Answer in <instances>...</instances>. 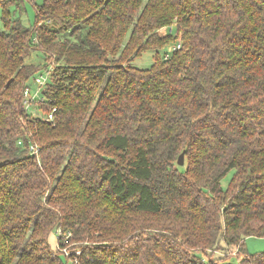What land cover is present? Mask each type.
Instances as JSON below:
<instances>
[{
  "label": "trees",
  "instance_id": "16d2710c",
  "mask_svg": "<svg viewBox=\"0 0 264 264\" xmlns=\"http://www.w3.org/2000/svg\"><path fill=\"white\" fill-rule=\"evenodd\" d=\"M24 2L0 0V264H264V0Z\"/></svg>",
  "mask_w": 264,
  "mask_h": 264
},
{
  "label": "rangeland",
  "instance_id": "374dc122",
  "mask_svg": "<svg viewBox=\"0 0 264 264\" xmlns=\"http://www.w3.org/2000/svg\"><path fill=\"white\" fill-rule=\"evenodd\" d=\"M41 1L42 0H32V1L25 0L24 4L26 7V13H24L25 14L24 18H25L26 22L33 23L35 3L39 4V3H41ZM162 32L164 34V32H166V30L163 29ZM40 57L41 56H39V55L38 56L32 55L31 60L34 62H39V61H41ZM152 58H153V51L152 50H145L138 57L133 59V63L137 66H140V67H147L150 65ZM40 72L42 74H44V68H41L36 73L39 74ZM29 87L32 90L36 87V84L32 78L29 79ZM232 175H233V169H230L222 177L221 186L224 190H226L228 188ZM48 241L53 247L55 246V244H56L55 232H52L50 234ZM244 247L248 253H255V252L263 251L264 250V236H253V235L247 236L245 238ZM235 260H236V257L234 255H231L230 258L228 259V261H230V262H233ZM68 264H71V263H68Z\"/></svg>",
  "mask_w": 264,
  "mask_h": 264
},
{
  "label": "built area",
  "instance_id": "2783aa9c",
  "mask_svg": "<svg viewBox=\"0 0 264 264\" xmlns=\"http://www.w3.org/2000/svg\"><path fill=\"white\" fill-rule=\"evenodd\" d=\"M52 67L49 66V70L46 71L44 74L39 73L34 77V82L36 84V87L32 90L30 87L25 86L23 90L24 95V105L26 108H30L31 110H34V107H32V104L36 101L42 100L45 98L41 91L44 85L46 84L47 78L51 75ZM55 110V107H53L50 111H48L45 115V118L48 120H51L53 118V111ZM34 153H37L38 147L37 145H31L30 147Z\"/></svg>",
  "mask_w": 264,
  "mask_h": 264
},
{
  "label": "water",
  "instance_id": "95a60500",
  "mask_svg": "<svg viewBox=\"0 0 264 264\" xmlns=\"http://www.w3.org/2000/svg\"><path fill=\"white\" fill-rule=\"evenodd\" d=\"M183 162H184V152L182 151V152H180V154L178 155L177 163H178L179 165H182Z\"/></svg>",
  "mask_w": 264,
  "mask_h": 264
}]
</instances>
